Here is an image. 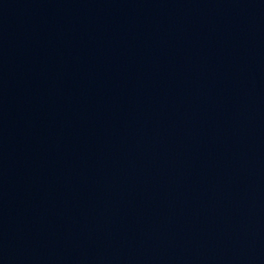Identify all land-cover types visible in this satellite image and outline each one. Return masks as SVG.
I'll use <instances>...</instances> for the list:
<instances>
[{
	"label": "water",
	"instance_id": "1",
	"mask_svg": "<svg viewBox=\"0 0 264 264\" xmlns=\"http://www.w3.org/2000/svg\"><path fill=\"white\" fill-rule=\"evenodd\" d=\"M0 264H264V0L0 3Z\"/></svg>",
	"mask_w": 264,
	"mask_h": 264
}]
</instances>
